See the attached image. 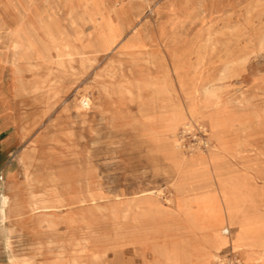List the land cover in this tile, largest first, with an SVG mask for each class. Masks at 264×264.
<instances>
[{"label": "rangeland", "instance_id": "374dc122", "mask_svg": "<svg viewBox=\"0 0 264 264\" xmlns=\"http://www.w3.org/2000/svg\"><path fill=\"white\" fill-rule=\"evenodd\" d=\"M23 1L31 12L25 21H33L39 30L28 38L55 41L60 45L69 43L78 46L83 55H75L71 66L60 65L52 47L45 63L32 72H24L23 78L35 83L34 89L21 91L17 82L13 92L12 83L8 82L0 92V197L7 192L19 200L18 206L39 199L31 195L39 190L38 186L28 187L30 180L24 177V167L14 155L18 153L28 162L25 153L30 150V142L37 133L43 132L38 137L39 154L33 169L43 172V183L47 186L64 185L72 189L70 197L80 192L85 198H88V181L108 192L121 191L123 199L133 198L143 189H159L163 212H155L156 217L160 216L157 218L165 223L186 222L187 227H184L189 230L185 233L192 231L199 236L200 244L210 243L207 235L217 231L214 224L218 220L223 221L219 223L221 227L235 224L227 218L229 204H232L234 217L243 220L239 227L255 231L261 239L264 233V0H184L190 7L188 18L174 5L169 15L166 14L161 8L165 0L66 3L32 0L30 5ZM15 5L19 4L15 2ZM94 11L102 15L103 23L117 22L126 11L136 15L145 12V21L134 25V44L140 39L156 42L157 38L169 53L168 56L155 44L137 43L138 49L129 51L127 56L130 57L111 69L115 75L113 82L153 75L162 81L168 75L170 83L163 81L158 93L153 83H148L142 95L135 86L127 93L119 84L123 90L114 84V99H109L106 93L98 95L96 88L86 85L82 93L97 99L89 104L85 114L72 116L69 110L63 111L75 107L76 93L54 104L45 86L49 82L77 84L85 77L90 79L98 67L100 56L86 47L95 42L98 31V26L93 28L86 21L88 14ZM22 15L25 16L24 11ZM76 16H81L79 21ZM48 27L54 29L51 37L44 34ZM8 38L24 43L27 40L20 34ZM117 52H121V48ZM147 53L153 55L155 63L144 61ZM133 55L137 60L129 59ZM107 57L100 63H106ZM45 75L48 79H44ZM202 83L211 85L213 91L206 96L211 97L209 100L200 98ZM2 99H8L7 107L1 103ZM51 104L54 105L50 108ZM177 111L182 119L170 126L168 117ZM50 112L51 117L47 118L45 115ZM107 112L110 114L104 118L102 113ZM61 113L71 116L58 118L60 120L53 123L52 115ZM147 115H155V119L150 121ZM183 122L188 125L185 132ZM40 125L47 127L39 129ZM166 141L174 142L175 149L172 150V146L170 149ZM202 141L208 145L204 147ZM184 142L186 147L183 148ZM237 142H245V146L239 149ZM188 143L191 144L188 146ZM209 147L214 151L210 153ZM227 149H231L230 155ZM169 150L179 151L180 159ZM233 159H241L245 165H237ZM10 183L13 190L7 191ZM165 199L174 200V204L164 202ZM110 205L112 213L107 208L93 209L89 202L84 206L73 205L70 215L79 225L66 235L63 225L59 224L61 236L52 240L49 229L39 223L35 215L18 206L8 208L11 219L0 224V264H18L9 261L8 250L19 257L34 255L39 262L48 261L57 253H61L63 261L77 255V259L86 264L94 262L95 258L99 262L101 255L129 245L131 236L135 235L133 231L139 232L130 222L131 212L126 210L125 203ZM117 217L120 225L109 220ZM15 224L23 227L18 228L21 234L14 229ZM9 227L15 231L6 237ZM149 228H145L146 231ZM168 232L172 231H167L166 235ZM80 248L83 252L77 254ZM231 250L229 244L219 247L220 255L234 256L239 259L238 264L253 262L243 250H239L241 253Z\"/></svg>", "mask_w": 264, "mask_h": 264}, {"label": "bare ground", "instance_id": "6f19581e", "mask_svg": "<svg viewBox=\"0 0 264 264\" xmlns=\"http://www.w3.org/2000/svg\"><path fill=\"white\" fill-rule=\"evenodd\" d=\"M173 5L176 6V8H179L178 9L179 12H181V14L184 17L188 18V15L190 12V7H187V5H185L184 0H165L163 3L164 7L162 6L161 8L165 9L166 14L168 13V15H169V13L172 11V9H174V8H172ZM165 6H166V8H165ZM182 6H183V8L181 9ZM144 61L146 63H149V64L155 63V60H154L152 54L151 55L148 54V57H146V59ZM149 67H151V66H149ZM153 76L152 77H150V76L149 77H145V76L142 77L141 76V77H135L133 79L123 80L121 82H113L112 80L115 78L113 71L105 70L103 72L102 76L100 77L101 84L96 88L95 91L98 95L106 93V94H108L109 99H114L115 98L114 96H116V95L114 94L115 91H114L113 85L119 84L122 88L127 90V93H131V87L135 86L136 90L139 92V94L142 95V92L145 91L147 84L148 83L151 84V82H152L153 85L155 86L156 92L158 93L159 89H160L159 88L160 84L162 85L163 81H164V83H165V81L169 82V78H168V75H166V77H164L163 80L161 81L158 77H153ZM155 76H156V74H155ZM210 86L211 85H207L205 83L201 84V86H200V95H201L200 98L201 99H204V100L211 99V97H206V96H208V94L212 90V88H210ZM139 97L142 98V96H139ZM215 97H217V96H215ZM96 99H97V97H93L91 95L89 96V94H87L86 92L82 93L81 98L77 100L75 107L69 109V111L71 112V115L72 116H78L81 114H85V111L88 109L89 104L93 103ZM216 100H218V99L216 98ZM106 109L107 108L104 107V110H106ZM191 109H192V107H191ZM198 110H201V109H198ZM209 111H214V110L210 109ZM109 114H110V112L102 113L104 118H107V116ZM71 115L68 114L65 116V118H68ZM62 117H64V116H56L53 120V123L55 121H57L58 118H62ZM145 117L150 121H153L155 119V115H153V116L147 115ZM180 119H182V115L179 114V112L177 111V112H174L173 114L169 115L167 121H168L170 126H174L178 122H180ZM58 120H60V119H58ZM181 126L185 127L186 124L183 122L181 124ZM69 141H71V140H69ZM166 143H168V146L170 147V149H171V146H172V150L175 149L174 148V142L171 144V141L170 142L166 141ZM38 145H39V142H38V138H37V140L34 142V144L30 145V147H29L30 150L25 153L26 156L28 155V157H27L28 162H25L26 158H23L24 156H22L18 153L14 155V158L19 163H21L22 166L24 167V170H25L24 177L26 179L30 180L29 181L30 184L28 187L33 189L34 187L38 186L39 190L37 192H32L31 195H34V197L38 196L39 199L37 201H34L33 203L30 202V203H25V204L18 206L19 200L13 199V197H11L10 194H8L7 192L3 193L0 197V224H2L5 220L10 218V216H9L10 214L7 211L10 209H8V208L18 206V207H20V209H22V211L30 212L31 214L35 215L36 216L35 219L40 221L39 223H43L44 225H46V228L49 229V234L51 235L49 237V239L52 240L53 238L61 236L60 234H58V232H59L58 225L59 224L63 225L64 230H65V231L63 230V232L66 233V235H68V234L70 235L72 227L79 225L78 222H76L75 218H72L70 215L71 214L70 208L73 205L84 206L86 204V202H89V206L92 207L93 209H97V210L103 209L104 210L105 208H107L109 213H112L111 208H110L111 203H116L119 205H121L122 203H125L126 210L131 212L130 222H131L133 228L139 229V232L133 231L135 235L131 236V239L134 241V245L136 248H138V249L141 248L142 241H146L148 239L156 240V239H158V237H162V236L165 237L166 236V231L158 228V226L164 225L165 222L161 221L160 218H157L160 216L156 217V215H155L156 214L155 212H163L162 206H161V203L163 201L161 202L159 200V197H160L159 196L160 195L159 189H152V188L151 189H143V190L136 192V194H134V195H136L135 197L123 199V197H122L123 195H122V193H120L121 191L120 192H108V190L101 189L99 187H95L94 185L92 186V183H94V182L88 181L87 186H86L88 198H85L84 195L81 196L82 193H80V192L75 193V195H72V196H74V198H71L72 196L70 197L69 192L72 189L69 188V190H68L64 185H62V186L61 185H59V186H57V185H48V186L45 185L43 183V175H44L43 172H41L40 170L33 169L34 165L37 163L36 155H37V153L39 154ZM244 146H245V142H244V144H241L238 142L236 143V147H238L239 149H241ZM175 147L176 148L178 147L176 142H175ZM175 151H170V154H172L176 159H180V155H177L179 153L177 152V150H175ZM208 151H210V153H211V151H214V150L209 147ZM160 152H161V150H160ZM227 153H229V155H230L232 153L231 149H227ZM237 153H240V152L237 151ZM233 160L236 161L237 165H240V166L245 165V164H243L244 162L241 159L240 160L233 159ZM75 181H76V179H75ZM11 183H13V182H11ZM11 183L7 187V189H6L7 191L13 190ZM70 187H74V186H70ZM120 188H118V189H120ZM17 193H19V191L16 192V194ZM71 193H73V192H71ZM166 200L167 199H165L164 202H166ZM167 201H169L170 204H172V203L174 204V200L171 201L168 199ZM228 208L229 209L227 212V218H228V220L229 219L233 220L235 222V224H233V225L225 224L224 226L221 227L219 223L223 224V221L221 219L218 220V223L214 224L215 229H217V231L214 232L213 235H211V236L207 235V239L208 238L211 239L210 243L208 244V241H204V244L205 245L207 244V247L204 248L203 252L206 253V255L209 259V264H212L216 260L219 261L220 264H222L221 259L219 257L220 252H221V251H219V247L221 244L231 245V249H232L231 251L232 252H237L239 250H243L249 256V259L253 261L250 264H264V233L262 235L260 234L261 235V239H260L259 236H257L255 231L247 230L246 228L239 227L238 224H241V222L243 223V220L240 221V220L236 219V217H234L233 213H234L235 209H234L232 204H229ZM20 216H22V215H20ZM33 219H34V217H33ZM109 220H111L112 223H115V225L121 224L119 217H117L116 219H109ZM3 225H4V223H3ZM151 227H155V230H153ZM15 228H16L18 234H21V231H19L20 229L18 230V228H21V230H22L23 227L21 225L17 226L15 224L14 229ZM145 228H149V231H146ZM14 229L10 228V227H9V229H6V231H7L6 237H9L10 234L15 231ZM2 231H3V229H2ZM87 240H89V239H87ZM5 242H6L5 244L7 245V238H5ZM29 244H31V243H29ZM41 248H43V247H41ZM37 249H39V248H37ZM152 250H153L154 254H157L158 248L156 246L152 247ZM81 252H83V248H80L79 251H77V254H79ZM139 252H141V251H139ZM76 256H73L71 259H68L67 261H63V260H61L62 259L61 253H57L54 255V257L49 258L48 261L44 260V262H39L34 258L35 257L34 255L29 257V256H26V254H25V255H22L21 257H19V256L15 255L14 253H12L11 251L9 252V250H8L9 261L16 262L18 264H86L85 262L79 261ZM91 256H92V254H91ZM90 264H93V263H90ZM228 264H232V263L230 261H228Z\"/></svg>", "mask_w": 264, "mask_h": 264}, {"label": "crops", "instance_id": "0c3cea01", "mask_svg": "<svg viewBox=\"0 0 264 264\" xmlns=\"http://www.w3.org/2000/svg\"><path fill=\"white\" fill-rule=\"evenodd\" d=\"M30 5L32 0H26ZM57 1V0H56ZM63 2H71L74 0H58ZM84 1V0H80ZM17 2L19 5H15ZM24 11V15L22 12ZM29 6H27L23 0H0V92H3L2 89L8 82L12 83L10 90H13V85L16 86L17 82L19 83L20 90H28L35 88V83L27 82L24 77V72H32L38 68L41 63H45L48 59L47 55L50 49L53 47L57 52L58 63L64 65L67 63L71 66L73 58L75 55H83V51L78 47L71 45L69 43L60 45L55 41H43V39L28 38L33 37L35 34L39 33L38 27L34 22L27 23L25 20L30 18L31 12H28ZM149 10V2H148ZM32 11V10H31ZM151 15V14H150ZM98 16V18H97ZM147 17V14H135L134 12H125L121 13L120 19L117 22L113 23H103L102 15L97 11L91 12L88 14L86 21L95 28V25L98 26V31H96L95 42L87 45L86 47L91 49L92 53L99 55L101 60H105L107 56L106 63L100 62L98 67H96L90 79L81 80L77 84H63L62 82H49L46 83L45 91L47 96L49 95L52 98L53 103L60 101L64 96H69L70 93L75 92L76 101L81 98L82 91L88 85L89 88H97L100 84V77L102 76L105 70H111L116 64L122 63L126 60L129 51L138 49L136 47L139 43H146L148 46H153V44L160 46L168 54L167 50L159 44V41L156 37L155 41H147L146 39H140L134 44L133 33L135 30V23L139 24L144 22ZM151 17H157L151 15ZM81 16H76V20L79 21ZM138 27V26H137ZM53 28V27H52ZM143 28V27H141ZM54 29L48 27L45 29L44 34L47 37H51V33ZM23 35L27 37L26 43L20 40H9V36H18ZM138 43V44H137ZM121 46V47H120ZM81 47V46H80ZM121 48V52H117ZM10 51V52H9ZM120 54L121 57L117 58L116 56ZM123 56V57H122ZM131 61L134 59L137 60L136 56H131L129 58ZM128 59V60H129ZM24 62L27 63L23 65ZM171 62V60H170ZM29 63V64H28ZM33 63V64H32ZM83 65L81 64V67ZM15 70V71H14ZM17 71V72H16ZM14 72V73H13ZM16 75V76H15ZM45 78L48 79V75H45ZM44 78V79H45ZM20 80V81H19ZM34 81V80H31ZM44 81V80H43ZM45 82V81H44ZM1 95V93H0ZM92 96V95H91ZM96 97V96H93ZM3 98V97H2ZM1 100V99H0ZM1 102L4 106L8 103V99H2ZM51 104L50 108L54 105ZM4 107V108H6ZM52 110V109H50ZM69 109H65L63 112H67ZM62 112V113H63ZM60 114L63 116L65 114ZM52 112L46 114L48 118ZM66 116V115H65ZM64 116V117H65ZM51 117V116H50ZM56 117V116H55ZM54 114L52 118H55ZM2 122L5 121L2 119ZM39 125V123H36ZM47 126H41L39 129H46ZM25 130L27 128L24 127ZM43 132L36 134L35 139L30 143L31 145L37 140V138ZM178 149V147H177ZM16 151V150H15ZM179 153V151H177ZM14 154V153H13ZM192 155L191 157H193ZM211 213V212H208ZM168 226L167 229H162L167 231L168 234L165 237H158V239H148L142 241L141 248H136L134 241L131 239L129 245L123 247L114 248L109 255H101V258L98 262V259L95 258L93 264H209V259L205 252H203L204 247H207V244H200L201 241L199 236H196L192 231L190 234L185 233L188 231L187 223H164V225L158 226L159 229L162 227ZM185 226V227H184ZM191 230V229H190ZM183 238L184 240H179ZM199 239V241L197 240ZM145 246V247H144ZM156 246L160 254H154L152 247ZM176 249V250H175ZM136 250V251H135ZM141 252H139V251ZM137 253V254H136ZM239 253H241L239 251ZM112 254V255H111ZM153 255V256H152ZM241 255V254H239ZM108 256V257H107ZM139 256V257H138ZM96 261V262H95ZM103 262V263H102ZM105 262V263H104Z\"/></svg>", "mask_w": 264, "mask_h": 264}, {"label": "built area", "instance_id": "2783aa9c", "mask_svg": "<svg viewBox=\"0 0 264 264\" xmlns=\"http://www.w3.org/2000/svg\"><path fill=\"white\" fill-rule=\"evenodd\" d=\"M187 126H188V125H186L185 127L183 126V128H182L183 132L186 131L184 128H188ZM183 141H185V139H184ZM179 142L181 143L182 140H179ZM202 143H203V146H204V147H206V146L208 145L207 142H205V141H202ZM189 144H191V143H188V146H189ZM185 145H186V143L184 142V143H183V148L186 147ZM181 146H182V144H181ZM219 257H220V259H221L222 264H228V261H230L232 264H238L237 262H238L239 259L236 258V257H234V256H232V257H228V258H227V257H225L224 255H219ZM214 264H220V262L216 260V261L214 262Z\"/></svg>", "mask_w": 264, "mask_h": 264}]
</instances>
